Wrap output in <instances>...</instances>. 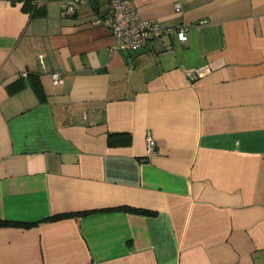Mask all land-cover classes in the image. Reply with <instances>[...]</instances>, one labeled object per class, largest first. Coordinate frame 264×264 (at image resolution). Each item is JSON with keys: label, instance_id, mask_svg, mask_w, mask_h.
Instances as JSON below:
<instances>
[{"label": "crops", "instance_id": "obj_1", "mask_svg": "<svg viewBox=\"0 0 264 264\" xmlns=\"http://www.w3.org/2000/svg\"><path fill=\"white\" fill-rule=\"evenodd\" d=\"M130 1L184 40L111 52L104 0H0V220L32 224L0 264H264V0Z\"/></svg>", "mask_w": 264, "mask_h": 264}, {"label": "built area", "instance_id": "obj_2", "mask_svg": "<svg viewBox=\"0 0 264 264\" xmlns=\"http://www.w3.org/2000/svg\"><path fill=\"white\" fill-rule=\"evenodd\" d=\"M107 4V12L96 20L97 23L103 25L109 30L113 37V45L111 52L122 51L127 52L135 48H143L149 46L153 40L163 36L172 35L177 32L181 41L185 38V31L180 28L163 27L157 22L142 20L130 0H104ZM75 3H63V10L74 11ZM175 9L180 8V3L174 4ZM169 49V47L167 48ZM208 71L207 66L198 68L188 73L189 78H201ZM23 77L26 73L22 74ZM51 82L54 86H60L63 78L60 72L50 74ZM157 144L151 134L146 136V154L148 157L156 153Z\"/></svg>", "mask_w": 264, "mask_h": 264}, {"label": "trees", "instance_id": "obj_3", "mask_svg": "<svg viewBox=\"0 0 264 264\" xmlns=\"http://www.w3.org/2000/svg\"><path fill=\"white\" fill-rule=\"evenodd\" d=\"M44 13V11H34V14L36 15H42ZM32 86L35 89V91L37 92V94L40 96L41 95V90L39 87V83L33 79L32 80ZM131 139L128 135H122V134H112L109 135L108 137V145L110 146H115V145H128L130 143ZM119 210H123L126 212H130V213H137V214H147V215H153L154 213L146 211V210H141V209H136V208H129V207H124V208H120ZM86 214V213H82ZM78 215V213H67V214H58V215H54L52 216L49 220H58L61 218H65V217H70V216H75ZM32 224H25V223H19V222H9V221H3L0 220V227H4V226H31Z\"/></svg>", "mask_w": 264, "mask_h": 264}, {"label": "water", "instance_id": "obj_4", "mask_svg": "<svg viewBox=\"0 0 264 264\" xmlns=\"http://www.w3.org/2000/svg\"><path fill=\"white\" fill-rule=\"evenodd\" d=\"M76 16H77V9H75L73 13L69 15L70 18H75Z\"/></svg>", "mask_w": 264, "mask_h": 264}]
</instances>
